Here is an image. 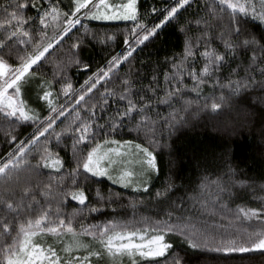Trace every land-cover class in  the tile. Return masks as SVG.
Segmentation results:
<instances>
[{
    "label": "snow or ice",
    "instance_id": "1",
    "mask_svg": "<svg viewBox=\"0 0 264 264\" xmlns=\"http://www.w3.org/2000/svg\"><path fill=\"white\" fill-rule=\"evenodd\" d=\"M193 5L192 18L180 19L181 12ZM29 7L36 15L25 14ZM0 13L4 17L0 19V117L8 123L5 135L14 145L0 158V264H123L125 259L128 264H182V258L173 252L174 237L193 250L211 254L214 264L242 261L254 252L264 255V204L229 207L233 190L249 182L237 180L235 169L227 162V171L215 178L205 169L197 188L188 194L206 219L177 215L173 210L161 219L85 222L114 203L112 194L106 198L99 189L97 203L91 202L86 193L89 174L107 177L125 188L148 191L154 175L160 172L156 148L168 145L156 138L153 98L172 109L166 121L160 119L169 128L183 123L177 116L193 104L197 105L194 115L200 110L217 113L228 108L245 117L253 115L252 109L260 105L264 121V0H171L162 9L153 6L145 14L139 0H69L67 6H62V0H5ZM153 14L158 22L149 23L147 17ZM81 17L131 21L132 27L123 37L126 48L122 54L110 56L76 89L61 72L69 64L90 70L79 58V50L85 38L96 36L88 25H82ZM173 21L184 37L183 50L170 59L171 69L164 72L163 86L156 76L140 87L136 80L125 77L121 91L107 87L99 91L102 81L120 79L117 72L136 45L155 37ZM77 25H82L83 33L71 43L67 59L56 62L53 80L38 78L34 66L47 60ZM115 39V35L101 37L102 42ZM56 76H60L59 81ZM35 79H39L37 102H43L46 116L25 98L27 86ZM186 79L192 81L191 86ZM206 85L211 89L204 93ZM94 90L98 93L95 99ZM186 90L195 93L196 99L189 98ZM253 92L258 95L253 97ZM250 99L255 103L250 104ZM112 105L115 108L109 112ZM66 113L71 119L56 131L57 122ZM29 122L35 131L26 141L18 140L12 126ZM227 126L234 127L231 121ZM123 127L138 134L143 131L146 143L107 138L110 133L106 130L114 133ZM101 132L105 135L102 141L97 139ZM67 139L70 145L62 143ZM68 148L74 163L71 168H65L59 150ZM45 169L49 170L48 183L36 179L33 184ZM22 181L25 186L19 188L17 196ZM174 187L165 183L157 189L156 198L167 200ZM36 189L43 203L37 199ZM68 197L79 205L71 212L66 211ZM183 204L182 200L177 207ZM85 209L87 215L79 219Z\"/></svg>",
    "mask_w": 264,
    "mask_h": 264
},
{
    "label": "trees",
    "instance_id": "2",
    "mask_svg": "<svg viewBox=\"0 0 264 264\" xmlns=\"http://www.w3.org/2000/svg\"><path fill=\"white\" fill-rule=\"evenodd\" d=\"M4 2L5 0H0V5ZM170 3L171 0H139L142 14L150 11L153 6L162 9ZM67 5L66 0H62V6ZM195 10L196 5H193L192 8L182 11L179 18L182 20L190 19ZM25 14L34 16L36 15V10L29 7ZM154 15L147 17L149 23L158 22V20H154ZM3 18V13H0V19ZM81 20L82 25H88L89 30L96 33L95 38L92 36L85 38L79 50V58L90 65V70H85L75 64H69L61 72V75L71 80L76 89H79L85 79L97 67L104 65L110 56L117 53L122 54L126 48L123 43V37L127 34V30L132 27L131 21H98L88 17H81ZM82 25H77L76 30L39 67L34 66L33 71L37 73L38 78L53 80L54 73L58 70L56 62L67 59L71 43L83 33ZM107 35H115L116 39L102 42L101 37ZM0 38H3V30H0ZM183 40L184 37L178 31L175 21L166 24L162 29L158 30V35L151 37L144 44L135 46L136 50L132 53V56L128 61L122 63L117 72L120 79L114 77L111 82L105 83L102 81L97 88L100 92H103L104 87L115 89L119 92L121 91V80L125 77L133 78L138 82L137 87H140L141 85H148L153 76H156L160 85L163 86L164 72L171 69L170 59L182 53ZM55 79L59 81L60 76H56ZM185 83L191 86L192 81L186 79ZM55 88L59 91L60 84L56 83ZM210 89L211 85H206L203 91L207 93ZM146 95L151 96V93H146ZM158 95L162 96L163 92H159ZM256 95L258 93H252L253 97ZM93 96L94 99L98 97L96 90H94ZM187 96L193 100L196 99V94L190 91H187ZM153 101L152 115L158 121L156 138L161 141V144L168 145V147L156 148L160 172L154 175L148 191L125 188L108 178L92 177L89 174V178L86 181V193L89 195L91 202L93 204L97 203L95 193L99 189L106 198L112 194L114 203L110 207L103 208L102 213L91 214L85 221L86 223L105 219H121L135 222L140 221L142 217L161 219L165 218L167 211L173 210L176 211L177 215H191L199 220L206 219V215H200L198 206H193L188 194L197 188L201 178L206 174L205 169H207L211 178H215L221 172H226L225 162L235 169V178L237 180L249 182L248 186H237L233 190L234 196L231 198L229 207L233 209L236 205L258 207L264 204V188H262L264 186V135L261 134L264 121L261 118L262 106L257 105L252 109L253 115L245 117L243 113L237 115L236 110L228 108L217 113H212L210 110H200L198 114L194 115L193 113L197 112V105L193 104L187 112H180L177 116L178 121L183 119L184 122H178L173 128H169L167 124L162 125L160 119L163 118L166 121L172 109L167 105L155 103V98H153ZM60 102H65L63 96H61ZM249 103L254 104L255 101L250 99ZM174 106L180 107L179 105ZM114 108L115 105H112L109 112H112ZM157 113L159 116L156 115ZM47 114L46 109L41 113L42 116ZM105 115H108V113H105ZM70 119L71 117L66 113V116L61 117L60 121L57 122L55 130L60 131ZM229 121L232 122L234 127H226ZM100 123H104V121L101 120ZM12 127L15 129L12 134L16 135L18 140L23 139L26 141L35 131V125L30 122L23 125H13ZM129 127L118 128L114 133L106 130L110 133L107 138L146 143L143 131L138 134L136 130L130 131ZM8 129V123L0 117V158H3L10 151V148L14 147V145L9 143L5 135ZM97 139L104 140V133L101 132ZM62 143L70 145L71 140L67 139ZM54 150L57 149L54 148ZM59 150L60 155L66 161L65 168L73 167L71 149ZM33 163H35L34 160ZM48 172L49 170L47 169L43 170V173L35 178L32 183L35 184L36 179L43 183H48ZM167 182L175 185L167 200L156 198L157 189H161ZM23 186L25 184L22 181L17 188V196L19 195V188ZM2 188L3 185L0 184V191H2ZM35 195L43 203L39 189H36ZM182 200L184 201L183 206L177 207L181 205ZM65 203L67 205L66 211L68 212L79 206L78 202L71 200V197H68ZM83 215H87L86 209L79 219H82ZM172 242L174 243L173 252L182 258V264H205L206 260L210 264H214L211 254H205L199 250L189 248L179 237H174ZM220 264H223V261ZM231 264H264V255L259 252L246 254L242 261L234 260Z\"/></svg>",
    "mask_w": 264,
    "mask_h": 264
},
{
    "label": "rangeland",
    "instance_id": "3",
    "mask_svg": "<svg viewBox=\"0 0 264 264\" xmlns=\"http://www.w3.org/2000/svg\"><path fill=\"white\" fill-rule=\"evenodd\" d=\"M66 2L69 4V0H66ZM38 85H39V79L33 80L31 82V84L29 86H27V88H26L25 98L28 99L30 101V103L33 104L34 107L40 108L41 109V113H42L45 109L42 107V105H43V102L42 101L41 102H37V95H36V93H37ZM105 178H107V177H105ZM121 186H123V185H121ZM128 188L129 189H132V190H135L132 187H128ZM85 239H89V238H85ZM123 264H128L127 259L124 260Z\"/></svg>",
    "mask_w": 264,
    "mask_h": 264
}]
</instances>
